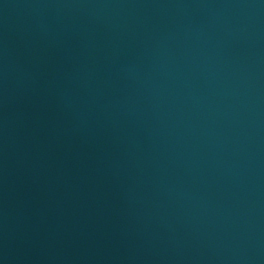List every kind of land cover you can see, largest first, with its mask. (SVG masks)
I'll list each match as a JSON object with an SVG mask.
<instances>
[{
  "label": "water",
  "instance_id": "95a60500",
  "mask_svg": "<svg viewBox=\"0 0 264 264\" xmlns=\"http://www.w3.org/2000/svg\"><path fill=\"white\" fill-rule=\"evenodd\" d=\"M0 264H264V0H0Z\"/></svg>",
  "mask_w": 264,
  "mask_h": 264
}]
</instances>
